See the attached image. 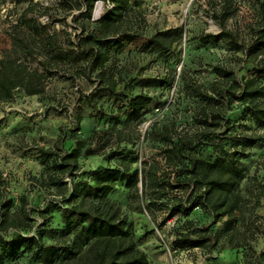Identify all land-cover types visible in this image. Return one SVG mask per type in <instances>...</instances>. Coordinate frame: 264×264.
I'll use <instances>...</instances> for the list:
<instances>
[{
    "label": "rangeland",
    "instance_id": "1",
    "mask_svg": "<svg viewBox=\"0 0 264 264\" xmlns=\"http://www.w3.org/2000/svg\"><path fill=\"white\" fill-rule=\"evenodd\" d=\"M69 1L74 8L60 6L59 0H0V207L8 201L12 203L11 209L14 211L20 205V198L26 197V206L35 220L32 234L37 233L36 228L43 224L44 218H41L38 210L46 209L52 201L60 202L66 195L65 188L49 190L42 188L35 180L43 172L37 160V149L54 147L61 127L65 136L63 149L68 151L82 146L79 173H84L81 175L83 180H89L96 171L143 170L147 163L155 166L159 175H166L163 177L165 181H175L171 168L166 167L161 142L151 136L152 130H167L172 139L185 132L195 134L198 131L193 120L198 109L196 102L170 92L162 95L156 87L148 91L155 98L154 101L144 108L131 109L126 115L122 114L118 92L109 90L107 86L94 92L92 99L76 95V88L80 85L84 96L89 97L94 84L89 78L81 77L77 85L62 78L61 73L67 67H83L78 54H71L73 58H70L71 52L77 53L71 43L77 41L76 37L81 36L83 29L101 35L100 25L93 21L107 13L112 3L94 0L92 19H88L84 15V8L81 10L78 7L80 4L85 6L86 0ZM253 1L139 0L133 13L135 15L128 17L119 28H114V34H109L113 35L111 37L115 42L112 53L117 55L120 63L123 62V76L129 86L124 88L121 85L119 89L137 95L143 87L141 79H154V75L163 74L166 70L169 77L176 67L183 65L181 79L184 80L186 73L196 70L200 62L215 64L213 57L195 44L191 45L185 58L183 50L182 58L178 55V46L174 48L175 55L169 57L149 51L141 52L138 48H142L145 39L156 33L186 24L193 26L195 35L205 30L218 33L222 29L223 32H233L238 40L245 39L246 30L256 19ZM99 4L103 11L96 17L95 9ZM225 8L228 15L223 13ZM139 17L142 19L141 25L148 29V37H139L131 45H121L122 37L132 27L133 31L137 29ZM30 19L35 23L32 27L27 24ZM13 39L28 44L34 50V56L23 58L13 45ZM241 59L237 54L235 59L229 61L233 63L240 80L249 78L253 72V64L243 65ZM42 62L48 66L50 74L47 75ZM13 66L23 71H12ZM211 82L212 78H209L207 83ZM31 87L37 94L29 93ZM6 93L13 96L11 100H2ZM155 96L160 97L161 105H168L162 117L154 113L158 107ZM248 104L237 103L230 108L227 117L233 129L217 128L209 138L211 145L195 151L204 159L214 162L217 155L214 144L220 142L217 134L226 133L221 141L225 150L231 153L236 148L233 143L245 145L248 137L261 139L255 144H247L244 154L240 156L239 168L243 178L238 185V193L244 202L241 209L234 212L237 232L221 238L212 252L206 247L178 251L173 248V241L179 233L186 232V220L196 224L194 230L205 228L216 232L222 230L227 216L213 223L209 213L203 209L201 212L193 211L188 218L176 215L168 220L167 210L155 213L140 210L138 204L143 201L131 199V192L122 181L109 194L133 224L137 247L146 254L150 264H257L264 251V193L260 189V184L264 182V126L255 124L245 116ZM73 108L75 110L71 114L69 109ZM77 112L83 116L80 131L75 130L73 124ZM169 174L172 176L168 177ZM137 187L139 195L144 197V203H148L153 191L150 189L143 194L141 181ZM169 191V198L172 199L173 195L183 196L186 190ZM48 216V223L39 227L45 247L40 255L43 261L38 260L40 256L32 251L21 254L18 260L8 264H72L77 260V257L71 261L65 260L64 248L69 240L60 232L65 227L60 212L52 210ZM17 234L15 230L4 232L9 239Z\"/></svg>",
    "mask_w": 264,
    "mask_h": 264
},
{
    "label": "trees",
    "instance_id": "2",
    "mask_svg": "<svg viewBox=\"0 0 264 264\" xmlns=\"http://www.w3.org/2000/svg\"><path fill=\"white\" fill-rule=\"evenodd\" d=\"M86 1L85 6L80 4L78 7L81 10L84 8V15L90 19L94 0ZM109 1L112 3V8L100 19L93 21H97L100 25L101 35L94 31L86 32L83 29L81 36L76 37L77 41L71 43L77 53L73 51L69 56L73 58V54H78L77 57L83 63V67L71 65L61 73V76L76 85L81 77L92 80L94 88L89 97L84 96L78 84L76 95H82V98L92 99L94 92L96 93L104 86L118 92L122 114L126 115L131 109L144 108L149 102L155 100L154 97L144 93L145 88L156 87L157 91L159 89L169 90L175 82L176 68L171 76L168 75L169 77L141 79L143 87L137 95L119 89L121 85L124 88H129V86L123 76L124 66L116 58L117 55L112 53V46L115 42L111 37L113 35L109 36V34H114V28H119L128 17L135 15L133 13L139 0ZM59 5L74 8L69 0H59ZM253 6L256 9V19L255 23L250 26L253 39L248 46L239 43L235 35L230 32H222L218 35L204 33L195 35L188 45L187 55L192 44L207 52L211 47L233 51L235 57L243 53L244 57H241L243 65L252 63L253 72L249 78L240 80L233 68L228 69L217 65L216 57L212 56L215 64L207 65L203 62L199 64L206 65L210 69L205 83H198L200 74L204 72L201 68L186 73L184 80L180 76L179 95L183 99H191L198 105L193 117L198 131L195 134L182 133L176 139H172L167 130H152L151 133V136L161 142L166 167L171 168L172 174L176 177L175 181H165L163 177L166 175H159L156 167L147 163L143 170L96 171L91 174L89 180H83L81 175L84 173H79L82 146L79 145L68 151L63 149L65 136L62 135V127L59 129L60 134L54 147H38L37 160L43 167V172L41 177L35 180L41 184L42 188L66 189V195L60 202L52 201L46 209L38 210L41 218H44L42 225L48 223L50 218L48 215L52 210L60 212L61 220L65 224L60 232L65 239L69 240L68 246L64 248L65 251L63 250L65 260L71 261L73 257H77L72 264H150L146 254L137 247L133 224L109 197L120 181L125 182V187L130 190L131 199L143 201L138 204L140 210L147 209L151 213L167 210L169 215L166 219L168 220L176 215L188 218L193 211L201 212L203 209L209 213L213 223L225 216L228 217L222 230L216 232L205 228L194 230L196 224L191 220H186L184 222L186 232L179 233L173 241L175 250L206 247L209 252H212L221 238L232 233L236 234L234 212L241 209L244 202L238 193V185L243 178L239 168L240 156L244 154L247 144H255L261 139L248 137L249 142L247 141L245 145L233 143L236 148L233 149L234 153H231L225 150L226 147L221 141L226 133L217 134L220 142L214 144L217 152L214 162L204 159L195 151L211 145L209 138L217 128L233 129L232 125L230 127L227 112L237 103L248 102L245 116H248L255 124L264 126V59L258 62V57L264 54V0H254ZM223 13L224 15L229 14L227 8ZM141 21L139 17L137 29L133 31L132 27L122 37L119 42L121 45H131L139 37H148L141 32L144 28ZM27 24L32 27L35 23L30 19ZM183 32L182 27L160 31L151 38L145 39L143 47L138 49L141 52L164 54L166 57L175 55V44H180ZM13 45L23 55V58L33 57L35 54L25 42L13 39ZM177 53L182 58V51L178 50ZM58 56L62 55L58 54ZM41 65L45 68L47 75L50 74L48 66L44 62ZM209 78H212L210 84L207 83ZM29 93L37 94V91L31 87ZM12 97L10 93H6L2 100L8 101ZM156 98L157 106L163 104L160 97ZM69 110L73 114L75 108ZM71 114L70 117L73 118ZM82 120V114L77 112L73 119L75 130L80 131ZM75 141L80 143L78 139ZM140 181L143 194L150 189L153 191L148 203H144V197L139 195L137 185ZM169 189L172 191L185 189L186 191L183 196L173 195L171 199ZM260 189L264 193V182L260 184ZM26 204V197H21L20 205L14 211L11 209L12 203L8 201L0 207V264L14 262L26 252L34 251L40 256L45 249L43 233H40L41 229L39 230L42 225L36 228L37 233L32 234L35 220ZM10 230L18 232L15 238L9 239L4 235V232L7 233ZM42 257L38 259L41 262ZM257 264H264V251Z\"/></svg>",
    "mask_w": 264,
    "mask_h": 264
},
{
    "label": "built area",
    "instance_id": "3",
    "mask_svg": "<svg viewBox=\"0 0 264 264\" xmlns=\"http://www.w3.org/2000/svg\"><path fill=\"white\" fill-rule=\"evenodd\" d=\"M253 12L255 13V16H256V9L254 8V6H253ZM211 21L214 22L212 19H211ZM179 27H182L184 29V32H183V36H182V40H181L180 44L179 45L175 44V45L178 46L180 51L181 50L184 51V58H185L187 56L188 45H189L191 39L193 38V36H195V34H194L195 29L193 28V26H191V25L188 26L187 24L186 25H181ZM147 30L148 29L146 27H144L141 32L143 34L147 35ZM222 32H223L222 29L218 33H212V32H209V31L205 30L204 32L201 31L200 34L204 33V34L218 35V34H220ZM230 33H233V32L230 31ZM252 39H253V34H252V31H251V29L249 27V29L246 30L245 39H239V43L248 46L250 44V42L252 41ZM208 52H209V54L211 56H215L216 57V59H217L216 64L217 65H220L222 67H226L228 69L233 68V63L229 62L231 59L235 58V53L233 51H227L225 49L211 47V48H209ZM239 55L241 57H244L243 53H239ZM261 59H264V54L260 55L258 57V62ZM129 61L130 60H128V62ZM121 65L123 66V62L121 63ZM182 68H183V65H181L178 68L176 67L175 82H174V84L172 85V87L169 90H167V91L164 90V89H161V90L159 89L158 90L159 92H161L162 95L165 92H170L172 95H174V94L179 95V92H180V89H181V86L179 85L180 84L179 80H180V76H181V74L183 72V71L181 72ZM197 68H201L204 71V72H202L200 74V77L198 79V83L199 84H203L207 80V76L209 75L208 71H210V69L206 65H197ZM168 73H169L168 70H166V72H164L163 74L160 73L158 75H154L153 78H164V77H167ZM143 91H144L145 94H148L150 96L152 95V94L148 93L149 89H147V88H145ZM151 93H152V91H151ZM165 105L166 104L156 107L154 113L157 114L158 116L162 117L164 115V113H165L166 107L168 106V105L167 106H165Z\"/></svg>",
    "mask_w": 264,
    "mask_h": 264
},
{
    "label": "bare ground",
    "instance_id": "4",
    "mask_svg": "<svg viewBox=\"0 0 264 264\" xmlns=\"http://www.w3.org/2000/svg\"><path fill=\"white\" fill-rule=\"evenodd\" d=\"M102 11H103L102 6L100 4L97 5L96 6V9H95V15H96V17L99 16L102 13Z\"/></svg>",
    "mask_w": 264,
    "mask_h": 264
},
{
    "label": "crops",
    "instance_id": "5",
    "mask_svg": "<svg viewBox=\"0 0 264 264\" xmlns=\"http://www.w3.org/2000/svg\"><path fill=\"white\" fill-rule=\"evenodd\" d=\"M0 63H1V60H0ZM12 68H13L12 71H16V72H19V73H20L21 71H23V69H21V68L18 67V66H17V67H14V66H13ZM8 73H9V72H8ZM8 73H7V74H8ZM11 74L14 75V73H11ZM20 75H21V74H20ZM17 77H19V75H17ZM19 78H20V77H19Z\"/></svg>",
    "mask_w": 264,
    "mask_h": 264
}]
</instances>
